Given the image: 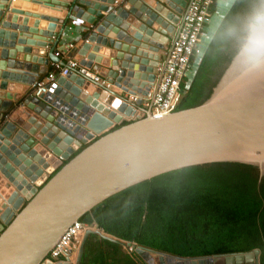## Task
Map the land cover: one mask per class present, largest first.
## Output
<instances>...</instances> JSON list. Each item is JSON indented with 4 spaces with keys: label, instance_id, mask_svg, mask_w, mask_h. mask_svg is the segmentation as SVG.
Wrapping results in <instances>:
<instances>
[{
    "label": "water",
    "instance_id": "1",
    "mask_svg": "<svg viewBox=\"0 0 264 264\" xmlns=\"http://www.w3.org/2000/svg\"><path fill=\"white\" fill-rule=\"evenodd\" d=\"M21 1L0 0V121L21 99L18 92L27 95L50 61L65 64L55 52L68 18L74 16L90 28L86 40L71 49L81 65L122 92L156 89L171 49L168 42L176 37L175 24L163 10L178 21L190 0H125L119 5L114 0H30L39 11L54 12L53 16L23 12ZM62 10L66 14L59 20ZM58 49L64 50L63 45ZM89 83L88 77L74 70L57 80L56 93L78 107L84 119L74 130L57 120L58 111L45 98L29 94L23 99L28 115H12V120L3 122L0 199L2 182L7 191L12 183L17 189L0 210V264H80L89 234L118 239L98 227L88 228L73 263L54 262L48 254L67 227L110 196L166 172L240 162L256 166L259 179L264 177V68H242L239 50L202 103L158 116L147 109L115 129L122 115L135 114L141 99L132 104L122 92L100 83L87 93L83 89ZM95 134L76 154L68 153L69 147L78 149ZM58 155L63 163L56 161ZM52 168L56 171L49 175L46 171ZM26 188L31 193L22 196ZM134 252L145 264H152L156 256L161 258L159 264H168L166 257L191 264L196 260L213 264L207 262L209 257L221 258L219 264H259L260 256L259 248L194 257L140 245Z\"/></svg>",
    "mask_w": 264,
    "mask_h": 264
},
{
    "label": "trees",
    "instance_id": "2",
    "mask_svg": "<svg viewBox=\"0 0 264 264\" xmlns=\"http://www.w3.org/2000/svg\"><path fill=\"white\" fill-rule=\"evenodd\" d=\"M251 2L235 0L224 20L234 19ZM228 42L211 40L175 110L210 96L238 50L229 49ZM79 220L118 239L89 234L80 264H145L125 250L123 241L182 257L259 248V264H264V177L259 179L251 164L213 162L166 172L110 196Z\"/></svg>",
    "mask_w": 264,
    "mask_h": 264
},
{
    "label": "built area",
    "instance_id": "3",
    "mask_svg": "<svg viewBox=\"0 0 264 264\" xmlns=\"http://www.w3.org/2000/svg\"><path fill=\"white\" fill-rule=\"evenodd\" d=\"M234 1L235 0L189 1L185 8L186 10L183 11L180 19H178L179 22H181V26L176 37L168 42V45H171V49L168 51L163 73L156 89L155 86H152L145 92L135 90L122 92L120 88L105 80L97 71L81 65L78 59L71 58L65 64H61L58 61L51 62L45 76L37 78L33 82L28 94L32 97L45 98V102L53 105L54 109L58 111L57 120H63V124L72 130L78 125L82 126L84 123L81 111L78 107L71 106L69 103L65 102L60 95L56 93L58 88L57 80L61 77L68 76L72 70L90 79L88 87L83 89L87 93H89L92 88H96V85L100 83L106 88L122 92L125 98L132 104L141 99V104L136 106V114H143L147 109H150L151 113L156 116L173 112L182 96L191 86L204 52L211 42L209 36L215 30L217 23L220 22L222 18L224 19ZM116 2L117 0H114V4H116ZM74 20L79 19L75 18ZM66 28L68 29V27H65L63 36L61 37V44L65 51L71 49L74 42L81 37L80 34H77L78 36H76L72 42L66 44L65 40H63L66 35ZM55 56H59V51L55 52ZM158 70H161V68L158 67ZM24 110L25 104L24 102H21L18 107L12 109L9 113H6L0 121V134L1 129L3 128V122H9L14 115H28V111ZM122 117V122H129L135 117V115H122ZM79 133L81 134L80 137L85 138L83 132ZM96 137L97 135L95 134L92 138L86 139V142L81 143L79 148L90 143ZM68 149L70 155H73L74 152L78 150L71 147ZM56 161L63 163L65 159L58 155L56 156ZM54 169L56 168H52V171ZM52 171L50 173H52ZM91 226L93 225L85 224L80 220L72 222L50 250L48 258L54 262L60 260L73 262L76 254L74 253L73 255L72 248L74 247L75 242H77V245L79 244L82 237L81 234ZM123 242L127 252H134L135 248L138 246L132 241V245H127L128 241Z\"/></svg>",
    "mask_w": 264,
    "mask_h": 264
},
{
    "label": "clouds",
    "instance_id": "4",
    "mask_svg": "<svg viewBox=\"0 0 264 264\" xmlns=\"http://www.w3.org/2000/svg\"><path fill=\"white\" fill-rule=\"evenodd\" d=\"M209 39L235 41L242 68H264V0H252L247 10L234 19L222 18Z\"/></svg>",
    "mask_w": 264,
    "mask_h": 264
},
{
    "label": "crops",
    "instance_id": "5",
    "mask_svg": "<svg viewBox=\"0 0 264 264\" xmlns=\"http://www.w3.org/2000/svg\"><path fill=\"white\" fill-rule=\"evenodd\" d=\"M67 1H69V0H67ZM125 0H117V2H116V5H119V4H121L122 2H124ZM80 6L81 7H83L81 4H80ZM37 8V9H36ZM20 9L23 11V12H32V13H39V14H41V15H51V16H53V13H50V12H48L47 13V10L45 11V10H42V11H39V6L36 4V3H34V2H32V1H30V0H23V1H21V6H20ZM186 9L185 8H183V11H185ZM182 11V12H183ZM63 12V13H62ZM165 12H169V10H166V9H164L163 10V14L165 13ZM65 14H66V11L65 10H62L61 12H59L58 13V15L60 16V19L59 20H61V17H64L65 16ZM169 14H170V12H169ZM170 16H172V14L171 15H169V17ZM25 18V17H24ZM76 17L74 16V17H70V18H68V20H67V24H66V26L65 27H68V29H67V31H66V35L64 36V39L63 40H65V42H66V44H68V42H72L73 41V39L76 37V36H78L77 34H80V38H79V40H77L76 42H74V45H73V48L74 47H79V45L83 42V40L85 41V38H84V35H86L87 33H89V31H90V28H89V25L87 24V23H85L84 21H82V20H74ZM175 18V17H174ZM171 20L174 22V24H175V35H177V33H178V31H179V29H180V26H181V22H179V20L178 21H175V20H173L172 18H171ZM129 22V21H128ZM27 23V22H26ZM137 31H139V30H137L136 29V34H138L137 33ZM174 35V36H175ZM171 37H173V35L171 36ZM61 40H62V38L60 39V41H59V43H58V47H57V51H59V58H60V60L61 61H63L64 63H67V61L69 60V59H71V58H75L74 56L75 55H77V53H76V51L75 52H71V49H68V50H61V49H58L59 48V46L61 45ZM50 65H51V61H50V64L48 65V69H49V67H50ZM47 69V70H48ZM93 70V69H92ZM46 73V72H45ZM45 73L44 74H42L39 78H42V77H44L45 76ZM18 91H20V90H18ZM2 92H6V91H2ZM10 92H12V93H15V92H17V91H10ZM19 94H21V99L19 100V101H15L14 102V104H13V107L15 108L16 106H17V104H19V102H23L24 100L23 99H25L26 98V94L25 93H22V92H18ZM104 104V103H103ZM111 109H113L112 107H111ZM114 110V109H113ZM115 112H117L116 110H114ZM118 113V112H117ZM119 114H121L120 112H119ZM80 136H81V134H79ZM1 141H2V139H1ZM56 169H54L53 171H52V173L55 171ZM45 171V170H44ZM49 175L50 174H52V173H50V172H48V171H46ZM3 188V187H2ZM5 189H7V186H5ZM29 192V191H28ZM28 194V193H27ZM0 210H2V209H0Z\"/></svg>",
    "mask_w": 264,
    "mask_h": 264
},
{
    "label": "bare ground",
    "instance_id": "6",
    "mask_svg": "<svg viewBox=\"0 0 264 264\" xmlns=\"http://www.w3.org/2000/svg\"><path fill=\"white\" fill-rule=\"evenodd\" d=\"M166 16H168L169 17V12H165L164 13ZM170 18H172L171 16H170ZM109 108H111V107H109ZM134 115H136V113L134 114ZM62 123H63V120L61 121ZM70 129V128H69ZM8 130H10L9 128H8ZM80 134V133H79ZM68 152H69V149L67 150ZM37 169V168H36ZM1 177V176H0ZM5 182H2L1 183V185H2V189L4 190V192L2 193V195H1V197H2V199H0V209H2V210H4L5 209V207H7V205H6V199L8 198L7 196H9V195H11V193L13 192V190H15V188H16V186H14L13 185V183L11 184V191H7L8 190V188L7 189H5V184H4ZM18 184V183H17ZM21 184V183H20ZM19 184V186L20 187H23V185L21 186ZM17 189V188H16ZM23 190V193L24 194H21V190H19V193L23 196H25V194H29V193H31V188H26V189H22ZM29 191V192H28ZM1 194V193H0ZM7 197V198H6ZM6 198V199H5ZM158 261H161V258L158 256H156V257H152V259H151V262H152V264H159V262ZM212 262L213 264H219L220 262H221V258H218V257H209L208 259H207V262ZM166 262H169L168 264H191V260H185V261H182V263H178L177 262V259H175V258H173V257H166ZM203 262L204 263H206V260H203ZM201 264L202 262L201 261H195L194 262V264ZM193 264V263H192Z\"/></svg>",
    "mask_w": 264,
    "mask_h": 264
},
{
    "label": "rangeland",
    "instance_id": "7",
    "mask_svg": "<svg viewBox=\"0 0 264 264\" xmlns=\"http://www.w3.org/2000/svg\"><path fill=\"white\" fill-rule=\"evenodd\" d=\"M252 3V2H251ZM250 3V4H251ZM250 4L246 7V8H244V9H242L241 11H240V13H239V15L240 14H242L245 10H247V8L250 6ZM238 15V16H239ZM84 41V40H83ZM229 42H228V44H229V46H230V48L229 49H231V50H233V49H235V48H237L238 47V45H237V43L235 42V41H232V40H228ZM73 48V47H72ZM21 102H19V104H20ZM19 104H17V106L16 107H18L19 106ZM15 107V108H16ZM15 108H13V109H15ZM97 226L94 224L93 226H91L90 228H92V229H94V228H96ZM83 234V233H82ZM81 234V235H82ZM72 253H73V255H74V253L76 254L77 253V242H75V245H74V247L72 248ZM76 258V255L74 256V259ZM74 259H72V260H74ZM73 263V262H72Z\"/></svg>",
    "mask_w": 264,
    "mask_h": 264
}]
</instances>
